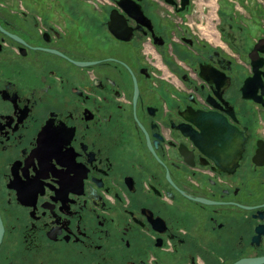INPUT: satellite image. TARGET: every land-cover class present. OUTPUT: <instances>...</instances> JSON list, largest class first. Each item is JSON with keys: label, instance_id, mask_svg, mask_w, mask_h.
Segmentation results:
<instances>
[{"label": "flooded vegetation", "instance_id": "flooded-vegetation-1", "mask_svg": "<svg viewBox=\"0 0 264 264\" xmlns=\"http://www.w3.org/2000/svg\"><path fill=\"white\" fill-rule=\"evenodd\" d=\"M219 1L0 0V264H264V0Z\"/></svg>", "mask_w": 264, "mask_h": 264}, {"label": "water", "instance_id": "water-1", "mask_svg": "<svg viewBox=\"0 0 264 264\" xmlns=\"http://www.w3.org/2000/svg\"><path fill=\"white\" fill-rule=\"evenodd\" d=\"M262 41H264V38L262 39ZM255 66L257 68V65H255ZM190 120L192 122H194L197 126H203L204 124L217 125V126H221V125L227 126V123L224 119H222L218 115L212 114L210 112H208L206 114H202L200 116L193 115L192 118H190ZM235 151H236V153H235L236 155L238 152H241L240 149L239 150L235 149ZM2 232H3V226H2L1 219H0V241H1V237H2Z\"/></svg>", "mask_w": 264, "mask_h": 264}, {"label": "rangeland", "instance_id": "rangeland-1", "mask_svg": "<svg viewBox=\"0 0 264 264\" xmlns=\"http://www.w3.org/2000/svg\"><path fill=\"white\" fill-rule=\"evenodd\" d=\"M207 1L209 2V4H207V9H208L207 15L209 17L211 16L215 19L217 12L215 14V12H213V11H215L217 9V3H214L213 2L214 0H207ZM219 4L221 5V8H222V11L220 12V14L222 16H226V14H229L228 10H229L230 5H229L228 1L227 0H220ZM238 8H239L238 10L241 11V13H243V11L245 12L244 8H242L241 5L238 6ZM235 10L237 11V8H235ZM208 29H209V27L207 28V30Z\"/></svg>", "mask_w": 264, "mask_h": 264}, {"label": "crops", "instance_id": "crops-1", "mask_svg": "<svg viewBox=\"0 0 264 264\" xmlns=\"http://www.w3.org/2000/svg\"><path fill=\"white\" fill-rule=\"evenodd\" d=\"M227 1H228L229 4H233V3H232L233 0H227ZM239 2H240L242 5H244V7H245V12L243 11V14H247V13H248V12H247L248 10H246V9H247V5H249L251 2H253V0H239ZM236 8L239 9L238 6H236ZM240 12H241V11H240Z\"/></svg>", "mask_w": 264, "mask_h": 264}, {"label": "built area", "instance_id": "built-area-1", "mask_svg": "<svg viewBox=\"0 0 264 264\" xmlns=\"http://www.w3.org/2000/svg\"><path fill=\"white\" fill-rule=\"evenodd\" d=\"M205 1H206V5L209 4V2L207 0H205ZM213 2L216 3V0H214Z\"/></svg>", "mask_w": 264, "mask_h": 264}]
</instances>
